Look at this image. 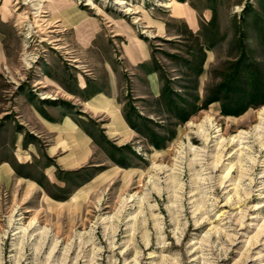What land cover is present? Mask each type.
<instances>
[{
	"label": "rangeland",
	"instance_id": "obj_1",
	"mask_svg": "<svg viewBox=\"0 0 264 264\" xmlns=\"http://www.w3.org/2000/svg\"><path fill=\"white\" fill-rule=\"evenodd\" d=\"M262 109L264 0H0V264H264Z\"/></svg>",
	"mask_w": 264,
	"mask_h": 264
},
{
	"label": "crops",
	"instance_id": "obj_2",
	"mask_svg": "<svg viewBox=\"0 0 264 264\" xmlns=\"http://www.w3.org/2000/svg\"><path fill=\"white\" fill-rule=\"evenodd\" d=\"M177 18H181L185 21L188 27H195V18L192 17L191 14L188 12L183 15H178ZM162 27V26H161ZM117 34V33H116ZM125 51L129 56H135V58L143 60L146 58V51L144 48V43L142 40L135 36H129V45L125 46ZM109 77H110V82H111V93L109 97H106L101 94H94L90 97L89 100L83 101L81 103L82 109L81 111H88L91 114H105L108 115L109 113V121L110 124H107L105 127H109V133H113L114 131L117 133H120V136L123 137L128 134L129 128L127 125L124 123L122 118L120 117V113L117 109V107L113 103V98L115 95V89L113 86V76L111 71L109 70ZM52 127V131L55 129H59L61 132H66L68 130H71V125H67L66 128L63 126L60 127V124H55V123H48ZM113 133V134H117ZM73 159L70 164L76 165L80 164L86 159L87 155V149L84 148L82 150H79L77 153H72ZM0 170L4 171L5 174H8L9 171H11L10 167L5 163L2 162L0 163Z\"/></svg>",
	"mask_w": 264,
	"mask_h": 264
},
{
	"label": "bare ground",
	"instance_id": "obj_3",
	"mask_svg": "<svg viewBox=\"0 0 264 264\" xmlns=\"http://www.w3.org/2000/svg\"><path fill=\"white\" fill-rule=\"evenodd\" d=\"M168 7V6H167ZM181 14V13H180ZM258 125H256L254 127V129H252L253 131L249 132V133H246V132H239L237 135L235 136H232L231 138H229L228 140H224L222 139L221 135H218L217 139L220 138L221 140L219 142H217V145L216 146H219V151L217 152V156L216 158H214V160H212V169H215L216 166L219 164V162L221 161V159L223 158V152L224 150H226L227 148L233 146V145H241V144H244L242 142H239L240 140L242 139H248L247 138V135H249L250 133L251 134H254L255 137L257 135V139L255 140L258 144V149H259V152L262 150V147L264 146V143H263V134H264V109H262L261 111H259L258 113ZM190 128H195L196 129V135L199 136V138H201L202 140V144L205 146V147H208V143H209V140L211 142V138L215 137H211V134L214 132L216 133H220V129H218L217 131H213L214 130V124L213 122L211 121V119L209 118H204L203 121L199 124H190ZM250 134V135H251ZM217 136V134H216ZM237 139V140H236ZM236 141V143H235ZM247 142V141H246ZM212 143V142H211ZM204 148V147H203ZM205 149V148H204ZM241 149H244V148H241ZM241 149H238L237 152H239ZM205 151V150H203ZM200 152V151H199ZM258 152V153H259ZM201 153H205V152H201ZM229 153V152H228ZM249 160L252 161L253 163L255 162V159L252 158V157H249ZM233 167V165L231 166L230 165V169ZM241 168V167H240ZM242 169V168H241ZM155 170L156 171H164L165 170V167H158L156 166L155 167ZM240 171V170H239ZM165 172V171H164ZM160 173V172H159ZM241 173V172H240ZM239 176H242L239 174ZM238 176V177H239ZM222 182L220 183V186L222 185ZM246 195L249 194L247 192H245ZM238 197V196H237ZM240 197V196H239ZM264 223V222H263ZM259 230V229H258ZM263 231H264V224H262V226L260 227V231L256 234V238L260 237L261 235H263ZM257 243V242H256ZM255 244V243H254ZM251 245V244H250Z\"/></svg>",
	"mask_w": 264,
	"mask_h": 264
}]
</instances>
